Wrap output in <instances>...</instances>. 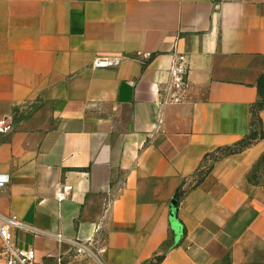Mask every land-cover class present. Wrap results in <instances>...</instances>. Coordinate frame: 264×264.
Masks as SVG:
<instances>
[{"label":"crops","instance_id":"obj_1","mask_svg":"<svg viewBox=\"0 0 264 264\" xmlns=\"http://www.w3.org/2000/svg\"><path fill=\"white\" fill-rule=\"evenodd\" d=\"M176 52L189 85L164 101ZM263 71L264 0H0V212L25 223L18 245L41 264H264V135L203 167L249 132Z\"/></svg>","mask_w":264,"mask_h":264},{"label":"built area","instance_id":"obj_2","mask_svg":"<svg viewBox=\"0 0 264 264\" xmlns=\"http://www.w3.org/2000/svg\"><path fill=\"white\" fill-rule=\"evenodd\" d=\"M139 56H150V52L137 51ZM112 63V62H110ZM108 63V64H110ZM97 65H101L97 61ZM188 55L184 52H176L173 56L171 65L168 68V80L163 91L164 101H180L185 95L189 81H188ZM160 91V89H159ZM11 126L6 117L0 118V133L10 131ZM214 156L207 155L203 163L204 168H208L213 163ZM7 182V176L0 174V190L3 189ZM25 223L16 214L3 215L0 212V264H41L38 260L35 247H21L18 245L16 232L19 228H24ZM57 240L60 243L65 242L62 233L57 234ZM74 248L73 257L79 254L95 255L104 250L97 249L96 253L85 242L79 240L67 241ZM51 264H78L74 258H65L62 255L57 256L54 263Z\"/></svg>","mask_w":264,"mask_h":264},{"label":"trees","instance_id":"obj_3","mask_svg":"<svg viewBox=\"0 0 264 264\" xmlns=\"http://www.w3.org/2000/svg\"><path fill=\"white\" fill-rule=\"evenodd\" d=\"M257 87L259 91V96L250 106V130L249 132L243 138H241L239 141L235 142L234 144L223 147V148H219L215 152L207 154V155L214 156L213 160H216L222 154L226 155V154H231V153L243 150L244 148L250 146L255 141L263 137L264 130H263L261 112L264 110V71L258 77ZM215 153L217 154L215 155ZM211 165L212 163L209 165V167ZM161 258H162V255H158L156 257H153L145 261L143 264H158Z\"/></svg>","mask_w":264,"mask_h":264},{"label":"water","instance_id":"obj_4","mask_svg":"<svg viewBox=\"0 0 264 264\" xmlns=\"http://www.w3.org/2000/svg\"><path fill=\"white\" fill-rule=\"evenodd\" d=\"M177 208H178V202L174 201L173 207H172V212H171V221H172V227H173V229L177 235V238H178L181 234V226H180V224L176 218Z\"/></svg>","mask_w":264,"mask_h":264}]
</instances>
